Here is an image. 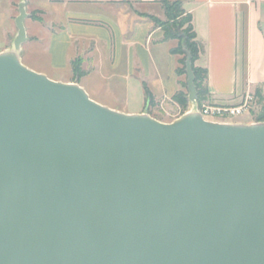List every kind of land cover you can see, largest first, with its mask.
I'll list each match as a JSON object with an SVG mask.
<instances>
[{"label":"water","instance_id":"obj_1","mask_svg":"<svg viewBox=\"0 0 264 264\" xmlns=\"http://www.w3.org/2000/svg\"><path fill=\"white\" fill-rule=\"evenodd\" d=\"M0 52V264H264V121L125 113Z\"/></svg>","mask_w":264,"mask_h":264},{"label":"crops","instance_id":"obj_2","mask_svg":"<svg viewBox=\"0 0 264 264\" xmlns=\"http://www.w3.org/2000/svg\"><path fill=\"white\" fill-rule=\"evenodd\" d=\"M20 1L0 0V52L17 33ZM33 1L31 11L44 13L34 20L29 11L31 27L25 21L31 69L56 81H77L86 91L95 78L121 87L116 102L130 109H112L125 113L149 111L145 86L156 107L178 104L175 96L184 91L185 80L171 52L178 42L166 40L164 30L143 16L164 17L159 0H48L45 7ZM182 1L204 47L197 65L208 69L209 100L240 105L264 85V0ZM77 58L83 59L79 77L72 67Z\"/></svg>","mask_w":264,"mask_h":264},{"label":"trees","instance_id":"obj_3","mask_svg":"<svg viewBox=\"0 0 264 264\" xmlns=\"http://www.w3.org/2000/svg\"><path fill=\"white\" fill-rule=\"evenodd\" d=\"M159 2L162 4L165 12V21H162L159 17L152 14H143V16L154 22L156 27H161L164 30L166 40H177L178 43L176 47L171 49V52L178 56V67L176 71L179 76L187 77V59L188 55H190L191 65L195 75V85L198 92V103L202 104L210 98L206 83L208 69L197 65V61L200 59L204 47L198 40L197 33L194 29L192 13L185 9L182 0H159ZM82 61V58H77L72 62L74 73L78 77L83 74ZM186 80L181 81L183 88H187ZM144 89L147 105H154L153 94L147 86ZM187 97L188 95L185 94V91H181L175 96V100L179 104L186 105L184 102H187ZM254 97L255 104L260 105L257 121H264V85L256 88Z\"/></svg>","mask_w":264,"mask_h":264},{"label":"rangeland","instance_id":"obj_4","mask_svg":"<svg viewBox=\"0 0 264 264\" xmlns=\"http://www.w3.org/2000/svg\"><path fill=\"white\" fill-rule=\"evenodd\" d=\"M33 3H34V1L30 0L29 5H27L28 6V8H27L28 13H29V11H31ZM35 3H38L39 5L45 7V6H47L48 0H35ZM31 13H32V18L34 20H39V19H42V14L44 12L43 11L42 12L41 11H34V12L31 11ZM160 19L162 21H165L166 17L164 16ZM34 22L35 21H33L30 17H28L26 19V25H28L30 27L32 24L34 25ZM36 25H39L38 27H42V26H40L41 24H39V23H37ZM26 43H27V41L23 44L24 46H22L21 58H22V62L26 66L29 67V65L33 62L30 59V53H29V46L30 45L26 44ZM29 68H31V67H29ZM184 79L186 80L187 77L184 76ZM90 83H91V87H88L87 92L90 95V97L93 100H95L96 102H98L102 105H105L107 107H110V108L120 107L122 109H130L128 107H125V105L122 102H116V100H118L120 98L119 93L122 90L121 87L114 86V85L113 86L101 85L100 81H98L96 78L93 79ZM90 88H93L97 92L96 91L92 92ZM184 91H185V94L188 95L187 88H184ZM244 99L245 98L242 99V102L244 101ZM184 104H186V105L178 103L177 105H173V106L172 105L171 106L165 105L163 107H158V106L156 107V105H152V106H150L149 113L151 114L152 117H154L160 121L172 122L175 119H177L178 117H180L182 114H184L186 111L189 110L191 103H190V100L188 97H187V102L186 103L184 102ZM203 104L208 105V104H214V103H211L210 100H207V101L203 102ZM259 111H260V105L255 104V102H254L250 111H248L242 115L233 116L227 120H228V122H236V123H253V122L257 121Z\"/></svg>","mask_w":264,"mask_h":264},{"label":"built area","instance_id":"obj_5","mask_svg":"<svg viewBox=\"0 0 264 264\" xmlns=\"http://www.w3.org/2000/svg\"><path fill=\"white\" fill-rule=\"evenodd\" d=\"M254 102V94H247L244 101L237 106L202 103L198 104V109L206 120L228 122L227 119L250 111Z\"/></svg>","mask_w":264,"mask_h":264}]
</instances>
